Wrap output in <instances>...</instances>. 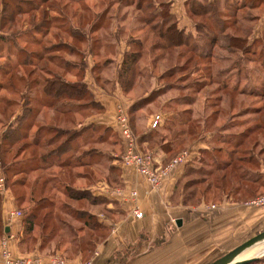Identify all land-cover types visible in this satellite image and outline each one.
Listing matches in <instances>:
<instances>
[{"label":"rangeland","instance_id":"rangeland-1","mask_svg":"<svg viewBox=\"0 0 264 264\" xmlns=\"http://www.w3.org/2000/svg\"><path fill=\"white\" fill-rule=\"evenodd\" d=\"M43 1L0 0V70H9L12 72L11 75L17 77L27 76L33 69L32 66L38 64L39 71L43 67L56 78L61 77L62 81L86 82L93 92L92 95L87 90L89 93L80 102L88 103L87 110L73 116L51 114V111L47 112L46 108L41 107L45 113V123L55 118L54 122L52 121L55 126L68 129L67 120L72 118L76 124L81 122V125L93 124L96 127L100 125L98 123L103 115L96 104L98 101L96 95L101 96L98 94L100 92L103 96H114L117 90L118 96L115 97L119 98L121 100L119 103L127 109L135 101H140L134 105L130 127L132 126L137 137H151L149 144H143L144 148L152 150L173 141L183 142L177 148V152L189 150L192 147L205 148L206 153L202 154L199 150L197 151L194 156L197 159L190 162L189 173L182 180L181 185L185 195H193L190 198L191 204L201 202L217 204L223 198L222 192L227 193L237 187V181L234 178L231 180V185L222 189L218 183L214 182L215 177L218 178L220 174L215 173L214 178H207L204 172L215 169V165L224 159V153H220L221 151L231 150V146L223 143L226 139L217 138L219 134L237 135L258 123L264 127V40H262L264 39V7L258 5L256 8H237L236 6L233 10L227 6L229 0H197L203 5L211 3L212 19L208 20L207 14L195 16L190 14L189 6H185V2L182 8L183 15L187 19H178L177 15L170 11L173 0H145L141 4L143 6L141 10L136 7L137 0H47L44 3ZM129 1H133L132 5ZM17 7L21 9L22 15H17ZM32 8L37 11L31 10ZM105 10L107 14L103 17L105 19L103 27L98 28L90 38V40L98 38L97 43L93 45V51L91 48L90 56L87 44L75 43L70 39L69 31L81 34ZM3 11L6 12L3 13ZM26 11L28 12L24 14ZM165 11L170 15V19L167 20L168 25L173 23L177 28L184 27L179 29L183 30L184 34L190 35L188 45L171 47L166 51L159 49L165 44L154 26H161ZM197 11L199 14L198 7ZM12 16H15L14 21H11ZM245 18H248V22L238 24ZM42 19H49L47 27L41 23ZM196 24L198 27L200 25V31L196 30ZM217 26L224 27L222 32H220L221 29L218 30L219 27L216 28ZM210 34L216 37L215 43L210 42L208 37ZM236 37H241L243 41L246 39L249 44L255 40L262 41L250 47V49H255L253 55L244 54L243 49L246 45H234L233 40L235 41ZM135 39L143 43L140 50L142 55L135 62L133 72L130 69L122 73L123 53L125 51L136 52L138 44ZM59 42L70 43V46L76 48L78 55L70 56L68 51L63 49L60 50L61 52L58 50L54 52L53 45ZM164 53L167 55L166 60L159 58ZM41 54L47 61L39 62L36 59V56L40 57ZM65 63L70 65L71 71L68 73L63 70L66 68ZM127 65L130 66L129 62ZM175 66L179 68H174ZM172 68H174L173 71L166 72ZM37 76L48 77L49 75L38 72ZM96 77L99 78L98 81H95ZM118 82L133 84V86L124 93ZM37 91L39 94L36 95ZM21 92H25L24 84L16 79L12 80L10 75L0 78V99L5 102L11 101L10 103L13 104L7 108L3 123L9 124L20 112V107L23 106L20 98ZM40 92H42L41 88L33 90L36 97L40 95ZM56 101L61 104L67 101V98H60ZM5 108L4 103H0V112ZM184 111L189 112L184 115ZM12 114L14 115L11 116ZM157 115L161 118L154 125L153 120ZM186 120L189 122H185ZM183 123L186 125L183 126ZM2 127L0 125V134L5 129ZM97 132L95 131L93 138L85 143L80 142L81 139L76 140L77 142L73 141L72 147L78 146L79 148L87 144L86 148L97 147L98 150L99 148L109 150L108 154L113 157L114 161H117L120 154L117 150L120 148L110 152L108 145L96 146L94 142L99 140L104 133L103 131ZM258 133H264V131L260 130ZM105 138L109 144L117 140L110 133H107ZM257 138L262 139L259 140L260 149H262L260 156L257 155L259 148L246 153H251L248 157H252L254 161L253 165L244 166L249 176L255 175L258 171L264 175V135L263 137L259 135ZM64 139L65 136L58 138L55 136L54 147L60 145ZM22 144L23 142L15 144L5 156L6 166L9 167L10 163L22 159L21 155L13 159L15 151ZM29 153L30 151L24 153L22 157H27ZM243 154L245 152H241V156ZM97 169L99 170V172L96 171L97 176L104 181L106 175L104 169ZM54 171L58 170L55 168ZM107 175L109 176V173ZM34 178L35 176L29 178L25 189H11L13 196L25 193L26 198L29 199L28 186ZM8 179L13 181L14 174L9 173ZM77 185L87 187L89 183L80 182ZM241 187L256 188L250 184H241ZM208 188L210 189L207 190ZM54 195H56L55 199L62 203L67 201L58 192H54ZM261 195H264V188L257 190L256 195L241 194L231 197L232 202L244 204L248 219H254V222H248L247 235L240 243L264 231V208L246 204ZM13 199L15 200V197ZM70 203L77 209L84 207V209L101 213H105L102 208L107 204L103 202L102 206L91 208L84 201ZM16 204L21 211H28L31 208L29 202ZM60 217L65 218L62 215ZM53 224L54 222H50V226ZM74 225L77 227L78 224L74 223ZM38 233L37 229L34 230L33 238ZM257 257L258 259L250 264H264V253Z\"/></svg>","mask_w":264,"mask_h":264},{"label":"trees","instance_id":"trees-1","mask_svg":"<svg viewBox=\"0 0 264 264\" xmlns=\"http://www.w3.org/2000/svg\"><path fill=\"white\" fill-rule=\"evenodd\" d=\"M46 1L47 0H44L43 3ZM143 1L145 0H137L136 7L138 10L142 9L141 7L143 6H141V4L143 3ZM260 1L261 3L264 2V0H238L234 3V1L229 0L227 6L228 8H231L233 10L234 8L236 9V6L237 8H256L258 4H261L259 3ZM132 3L133 1H129V4L132 5ZM185 6H189V13L194 16L207 14L209 16L208 20L212 19L211 3L203 5L202 3H198L197 0H187ZM197 7L199 9V14L197 11ZM17 9V15H22L23 13L22 11H20L21 9L19 7H17ZM31 10L37 11V9L35 8H32ZM5 12L6 11H3V13ZM27 12L28 11L24 12V14ZM105 14H107L106 10L105 12L100 14L97 19H94L93 22L90 23V27L86 28L85 31L83 30L81 34L71 33L69 31V35L71 37L70 39L75 43L80 42L87 44V46L89 47L88 52L90 56L91 48L93 51V45H95L98 41V38L90 40V38H92L91 35H93L96 30H98V28L103 27V21H105L103 17L105 16ZM164 16L165 17L163 18L162 16H160L163 19L160 23L161 26H154V29H156L160 39L165 44L159 49H161V51H166L171 47L176 48L179 46L188 45L187 42L190 39V35L184 34V31L177 28V26L173 23H171V25H168L167 20L168 18L170 19V15L167 13V11L164 12ZM14 19L15 16H12L11 21H14ZM245 19H243V21H239L238 24L244 21L248 22V18ZM47 22H49V19H42L41 21V23L46 25V27L48 25ZM218 24L221 23L218 22ZM218 27L219 26H217L216 28ZM223 29L224 27L221 26L218 30L222 32ZM196 30L200 31V25L199 27L197 25ZM208 37L211 43H215L216 37L214 35L210 34ZM135 40L138 44L136 52L125 51L123 53L124 58L121 65L122 73H124V71L126 70L128 72L130 69H132L133 72L135 62L142 55L140 50L142 49L143 43L138 39ZM262 40H255L253 43L249 44L246 39L245 41H243L241 37H236L235 41L233 40V43L234 45L239 44L240 46L246 45L243 49L244 54L250 53L253 55L255 53V49H250V47H253V45L255 46V43H261ZM131 43H134V41H131ZM62 49L68 51L70 56L78 55L76 53V48L70 46V43L59 42L53 45L54 52L57 50L59 52ZM40 57L36 56V59H38L39 62L46 60L44 55L41 54ZM166 57L167 55L164 53V55H161V57L159 58H163L166 60ZM127 62H129L130 66L127 65ZM67 63H65L66 68L63 70L68 73L71 70L70 65ZM37 66L38 64L32 66L33 69L27 74V76L21 75L20 77L11 75L12 72L9 70H0V78H4L5 76L10 75V78L12 80L16 79V81L25 85V92H21L20 96L23 106L20 107V112L17 115L15 114L16 116L14 120L12 122H9V124H5L2 121L5 118L7 108H10L13 104L10 103L11 101L5 102L0 99V103H4L6 107L2 110V112H0V125L5 127V129L0 134V176L4 178L6 190L10 191V193L12 194L13 189H25L29 182V176H31L32 173H36L35 178L31 180V183L28 186L29 199L26 198L25 193L18 196H13L14 193L12 194V196L15 197L16 203H31L30 210H25V214L21 212L22 217L20 219H22L23 239L20 240V244H28L27 249L31 250L33 244L35 243V238H33L32 234L34 230L37 229L39 231L38 234L41 238V243L39 246L40 251H46L47 253L53 254V256L57 255L55 253L62 251V255H59L63 256L64 259L70 262L71 259H74L79 254L87 255L89 252L93 251L94 241H99L106 235V228L98 222L96 215L92 211H90L89 209H84V207H79L78 209L74 208V206L71 205L70 202L74 204L84 201L87 202L89 207L95 208L98 206H102L103 202L107 203L108 201L101 196H94L92 192L87 188L84 189L75 187L74 184L76 180L79 177L84 176L85 179H88L90 185V181H92L90 177L91 175L93 176L92 173L94 172L93 169L99 172L97 168H103L104 172L106 173L104 181L113 188L120 185V170L117 166L111 165L113 162L120 163V161L119 159L117 161H114L113 157L108 154L109 150L105 151L101 148H99L100 150H98L97 147L86 148L85 145L87 144L78 148V146L72 147L71 144L73 141H78L79 139H81L80 142L85 143L88 139L93 138V134L95 131H103L104 133L102 136L104 138L101 136L99 140L96 139L97 141H93L96 146L108 145L110 148V152L116 151V148L119 147L120 149L117 151H119L121 154L123 152V145L119 138L118 129L115 126L114 122H112V126L98 125L95 127L93 124L81 125V122H78L77 125L75 123L76 121L74 122L72 118H69L67 120L69 123L68 129L55 126L52 123V121L54 122L55 118H53L51 122L45 123V113H43L41 107L46 108L47 112L51 111V114L55 113L65 117L73 116L76 113L85 112V110H87L88 103L80 102H82V100L89 92L92 95L93 92L89 87L90 85L88 86L86 82L71 83L66 80L62 81L61 77L57 76L56 78V76H53V74L50 73L49 70L44 69L43 67L39 71L37 69ZM174 68H179V66H175ZM174 68L169 69L166 72H171L174 70ZM38 72H41L44 75L47 74L49 76L38 77ZM28 80L32 81L28 82ZM98 80L99 78L96 77L95 81ZM118 83L122 92L124 93L131 89L133 86V84L127 85L126 83ZM35 88H41L42 91L37 97L35 96V94H33V90ZM87 90H89V92ZM16 92L20 93L19 91ZM37 94H39V91L36 92V95ZM34 97H36V99H34ZM60 98H67V101L60 104L59 101H56ZM136 102L139 103L140 101H135L127 109L130 125L132 120L131 118L133 116L132 114L135 109L134 105L137 104ZM96 104L99 110L103 112L104 108L100 104V102L97 101ZM188 112L189 111H184V115L188 114ZM13 115L14 114H12L11 116ZM207 117L209 118V116ZM71 120L72 122H70ZM185 122H189V120H186ZM182 125L185 126L186 123H183ZM131 130L136 137L138 146L142 152H153L152 150L157 148L155 147L152 150L144 148L143 144H145V142H149V139L151 137H137L135 132L133 131V128H131ZM260 130L264 131V127L258 123L253 127L251 126L246 128L244 131L237 135L232 134L224 136V134H219L217 136L219 140L226 139L223 143L231 146V150L228 152L221 151L220 153H224V159L215 165V169L205 171V176L207 178H214L215 173L220 174L219 176L216 175L218 176V178L215 177L214 182L218 183V186H221L222 189H226L225 186L231 185V180H233L234 178H236L237 181V187H235L233 191L230 190L227 193L222 192L223 198L220 202H222L223 199H231V197H237L241 194H248L251 196L254 194L256 195L257 190L264 188V175L262 172L258 171L255 175L249 176L246 174L247 171L244 169V166L246 164L253 165L254 163L253 158L248 157V155L250 156L251 153L246 154L248 151L252 152L259 148L257 155L260 156L261 154L262 149H260L261 147L259 141L261 138L258 140L257 136L260 135L261 137H263L264 133H258ZM183 132L185 133L186 131ZM107 133H110L112 137L117 138V140L115 139V141H113L111 144L107 143V140L105 138V135ZM55 136L56 138L65 136V139L60 145L54 147ZM175 138L177 137L175 136ZM232 140H234V142ZM18 142H23V144L18 147L17 151H15L13 159H15L17 155H21L22 159H20V161H14L15 163L9 162L10 165L8 167V165L6 166L5 156L13 149V146ZM182 143L183 142L180 141H173L171 143H168L167 145H161L158 147L161 149V151L167 154L164 160L158 159L162 166L166 165L176 155L184 151H188V149L178 152L176 151ZM81 149L82 151L80 152ZM28 151H30L29 155L23 158V154ZM200 152L202 154L206 153L205 148L200 149L199 153ZM241 152H245V154L241 156ZM154 154L156 155L155 152ZM196 159L193 157L188 158V160L182 165V180L183 177L185 178L189 173L188 165L191 161L194 162ZM103 164H105V166ZM80 167L82 169H79ZM55 168L58 171L55 172ZM78 170H81L82 172ZM9 173L14 174L15 179L13 181H10L8 179ZM107 173H109V176L107 175ZM182 180L180 186L184 195V203L194 205L190 203V198L193 195L187 196L184 193V189L181 185ZM241 184H250L252 186H256V188L246 187L244 189L241 187ZM209 189L210 188H208L207 190ZM54 192L60 193V195H62V197L67 201H63L62 203L58 201V199H55L56 195H54ZM1 195L2 194L0 193V215L2 202ZM102 209L105 212V207ZM60 215L68 219H62ZM50 222H54V224L50 226ZM74 223L78 224L77 227L74 225ZM4 229L5 228L2 227L0 220V234L3 233Z\"/></svg>","mask_w":264,"mask_h":264},{"label":"crops","instance_id":"crops-1","mask_svg":"<svg viewBox=\"0 0 264 264\" xmlns=\"http://www.w3.org/2000/svg\"><path fill=\"white\" fill-rule=\"evenodd\" d=\"M231 1L235 3L238 0ZM184 2L186 0H173L171 4L170 11L178 19H187L183 15ZM260 5L264 7V2ZM117 92L115 90L114 96H103L100 92L98 94L101 96L96 95L104 108L98 124L112 126L116 107L121 101L115 97L118 96ZM200 149L202 148L192 147L186 152L189 158H194ZM153 152L159 160H164L167 156L158 147ZM111 165L120 170L118 187L113 188L99 179L95 169L90 177L92 181L89 180L91 186L77 185L88 182L84 176L79 177L74 184L75 187L89 189L94 196H101L108 202L105 213L92 211L98 222L106 228L105 237L94 241V250L87 255L79 254L71 259V264H209L242 244L240 241L247 235L248 222H254V219H248L244 204L232 202L229 198L217 204L184 203L180 188L183 166L177 168L158 191H154L132 167L117 162ZM31 176H36V173ZM117 189L121 193L114 192ZM130 191L137 192L135 200L129 197ZM1 197L0 220L5 229L0 234V264L1 241L4 238H7L6 247L13 258L35 257L43 264H52L53 254L39 249V234L35 237L31 250L27 249L28 244H20L23 239L22 219L11 217L10 213L21 210L10 191H6ZM134 208L143 213L142 218L133 216ZM21 212L25 214V210ZM177 221L181 222L180 226L176 224ZM55 254L62 255V251Z\"/></svg>","mask_w":264,"mask_h":264},{"label":"built area","instance_id":"built-area-1","mask_svg":"<svg viewBox=\"0 0 264 264\" xmlns=\"http://www.w3.org/2000/svg\"><path fill=\"white\" fill-rule=\"evenodd\" d=\"M160 116L154 117L153 124L156 125L160 121ZM118 129L119 138L123 145V152L118 156L122 165L132 167L141 179L149 185V187L158 191L165 181L171 176L177 168L182 166L189 158V154L184 151L173 157L166 165L162 166L158 161V157L154 152H142L138 146L137 139L134 136L127 113V108L123 107L121 103L117 105L116 114L113 120ZM4 178L0 176V193L6 192ZM116 193H121L120 189L115 190ZM129 197L135 200L137 197L136 191H130ZM257 208H264V195L258 196L246 203ZM132 214L135 218L140 219L143 213L139 209L134 208ZM11 217L21 218V211H13L10 213ZM7 238L1 241V257L2 264H43L39 258L24 257L15 259L6 247ZM52 264H71L63 256L57 254L52 257ZM90 264V263H84Z\"/></svg>","mask_w":264,"mask_h":264},{"label":"water","instance_id":"water-1","mask_svg":"<svg viewBox=\"0 0 264 264\" xmlns=\"http://www.w3.org/2000/svg\"><path fill=\"white\" fill-rule=\"evenodd\" d=\"M180 223H181L180 221L176 222L178 226H180ZM6 231H8V229H6ZM261 243H264V231L246 240L245 242L238 245L237 247H235L234 249H232L231 251L221 256L220 258L216 259L210 264H250L252 262H255L258 259V257H252L243 260H236V259L246 250Z\"/></svg>","mask_w":264,"mask_h":264},{"label":"bare ground","instance_id":"bare-ground-1","mask_svg":"<svg viewBox=\"0 0 264 264\" xmlns=\"http://www.w3.org/2000/svg\"><path fill=\"white\" fill-rule=\"evenodd\" d=\"M264 253V243L258 244L248 250H246L244 253H242L237 259H246V258H252V257H257L259 255Z\"/></svg>","mask_w":264,"mask_h":264}]
</instances>
